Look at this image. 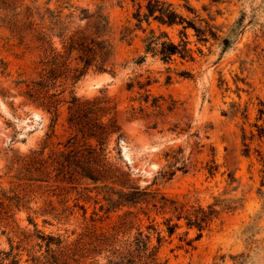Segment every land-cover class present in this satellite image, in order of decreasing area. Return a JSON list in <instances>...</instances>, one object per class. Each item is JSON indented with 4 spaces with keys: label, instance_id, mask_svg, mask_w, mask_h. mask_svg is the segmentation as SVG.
I'll return each instance as SVG.
<instances>
[{
    "label": "rangeland",
    "instance_id": "rangeland-1",
    "mask_svg": "<svg viewBox=\"0 0 264 264\" xmlns=\"http://www.w3.org/2000/svg\"><path fill=\"white\" fill-rule=\"evenodd\" d=\"M47 1L0 0V264H108L106 250L88 255L82 243L91 241L93 232L110 231L129 208L111 210L100 187L82 178L57 179L51 165V155L64 151L72 134L70 89L82 98L107 95L116 104L126 137L118 145L111 141L109 155L135 185L191 204L230 207L200 237L183 219L170 235L164 224L170 214H142L138 223L151 233L161 262L264 264V0H165L198 25L208 23L217 38L200 41L190 28L194 60L165 62L149 53L140 65L134 61L145 55L143 38L150 27L144 22L146 32L134 30L132 41L121 36L126 26L135 27L133 13L148 0H51L52 8L65 1L92 11L103 5L116 62L115 74L90 70L64 85L54 125L52 115L25 95L26 85L16 83L36 76L37 57L19 46L11 31L26 21L27 8L38 20L36 7L43 11ZM151 27L181 39V26L153 22ZM148 77L147 103L136 82ZM131 82L135 86L129 89ZM155 97L161 107L152 105ZM34 152L43 153L45 174L31 163ZM167 154L174 156L175 173L162 178L160 171L171 162ZM183 161L185 167L177 170ZM135 234L133 228L120 238Z\"/></svg>",
    "mask_w": 264,
    "mask_h": 264
},
{
    "label": "trees",
    "instance_id": "trees-1",
    "mask_svg": "<svg viewBox=\"0 0 264 264\" xmlns=\"http://www.w3.org/2000/svg\"><path fill=\"white\" fill-rule=\"evenodd\" d=\"M37 2V0H35ZM66 5L50 6L51 0L46 2V8L36 7L37 19H33L31 9L27 8L26 21L22 25L12 27V35L18 40L19 46L25 51L36 54L34 69L36 76L30 80H18L19 85H26L25 95L34 103L44 107L51 115L53 125L59 118V109L64 102L62 97L67 90L64 85L72 80V85L90 70L97 72H111L115 74L116 62L115 45L111 39V25L108 14L103 5H98L92 11L90 8L75 6L70 1ZM185 7L194 12L188 4ZM65 9L69 12L65 13ZM79 11V14L76 12ZM136 19L135 27L126 26L122 30L121 40L132 41L134 30L142 29L144 22L150 27L143 38L145 55L134 62L144 63L149 53L159 56L163 61L170 62L174 57L194 60V49L190 47L188 29L192 28L198 40L208 42L210 36L216 37V32L208 25H198L195 20L177 10L165 0H148L144 9L142 5L133 13ZM158 22L159 27L181 26L180 41L176 42L167 31H160L151 27ZM217 38V37H216ZM58 42L61 46L58 45ZM229 44V39H224ZM140 90H144L142 99L150 101L152 84L150 77L146 81L136 82ZM135 82L128 84L132 89ZM68 124L72 134L65 145V150L51 155V165H55L56 178L72 182L76 178L91 181L96 188L105 193V199L111 210L128 207L120 223L110 231L93 232L91 241L82 243V251L89 254H100L103 250L109 253L108 264H166L159 260V247L152 245L151 233L142 229V214L148 216L153 211L160 214H170L164 224L170 235L181 227L182 219L189 228L198 230V237L209 230L213 222L219 218L229 206L221 204H191L189 201L171 198L158 189L141 188L135 185L130 174L109 155V145L115 138L117 145L125 139L126 133L117 117V106L107 95L95 98H82L76 95L74 89L69 90ZM152 105L161 107L159 98H153ZM182 152V149H181ZM42 152H34L31 163L45 174L46 161L42 160ZM168 170L162 169V178H170L175 170L172 167L171 154L166 156ZM176 159V158H175ZM178 162V160H177ZM183 166L178 169L184 168ZM136 228L133 238L122 239L120 234L129 235ZM151 228V227H148ZM156 230V228H155ZM158 240L161 243L162 231H158ZM61 241H57L58 246ZM52 264H67L66 261L55 260Z\"/></svg>",
    "mask_w": 264,
    "mask_h": 264
}]
</instances>
